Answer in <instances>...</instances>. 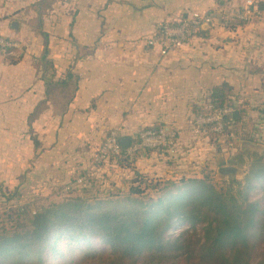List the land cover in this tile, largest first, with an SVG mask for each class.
I'll list each match as a JSON object with an SVG mask.
<instances>
[{
	"label": "crops",
	"instance_id": "1",
	"mask_svg": "<svg viewBox=\"0 0 264 264\" xmlns=\"http://www.w3.org/2000/svg\"><path fill=\"white\" fill-rule=\"evenodd\" d=\"M244 2L0 0V35L20 44L14 55L0 50V124L41 127L33 134L40 148L27 156L44 179L68 174L78 160L89 168L112 129L129 141L144 127L173 130V156L152 152L137 161L159 176L183 175L188 160L207 164L218 155L210 154L206 133L193 130L195 106L223 84L238 103L248 94L264 102V11L233 28L219 19ZM191 11L218 16L165 55L145 46L159 23Z\"/></svg>",
	"mask_w": 264,
	"mask_h": 264
},
{
	"label": "trees",
	"instance_id": "2",
	"mask_svg": "<svg viewBox=\"0 0 264 264\" xmlns=\"http://www.w3.org/2000/svg\"><path fill=\"white\" fill-rule=\"evenodd\" d=\"M257 7L264 11V0L257 1ZM243 22L228 20L226 26L233 28ZM205 31L199 27L190 39ZM144 42L151 48L146 39ZM69 77L67 74L57 83L65 85ZM225 86L212 88L208 101L193 110L198 115L224 106L232 109L224 120L223 132L217 135L221 144L230 124L241 121L239 107L244 105ZM234 105L236 108L231 107ZM33 144L36 148L39 143L33 139ZM177 145L175 134L173 151L144 149L121 156L108 153L103 164H121L152 152L173 156ZM203 167L194 177H161L156 186L159 184L163 192L156 199L131 197L142 192L139 187H130L129 194L116 201L74 196L35 210L23 204L8 206L2 212L4 220L9 221L13 209L16 223L12 227L0 221V264H46L48 255L64 264L82 259L84 264H264V190L261 198H250V193L264 186V162L256 155L243 180L231 179L225 189L216 188L203 176ZM71 181L73 190L82 187ZM13 194L2 195L9 202ZM185 224L187 229L167 235L170 229Z\"/></svg>",
	"mask_w": 264,
	"mask_h": 264
},
{
	"label": "rangeland",
	"instance_id": "3",
	"mask_svg": "<svg viewBox=\"0 0 264 264\" xmlns=\"http://www.w3.org/2000/svg\"><path fill=\"white\" fill-rule=\"evenodd\" d=\"M219 17V19L227 21H236L232 18H225L222 14H219ZM232 94L234 93L232 92ZM244 105H246L244 108L239 107L241 121L230 124L229 129L226 131V136L223 137L225 140L224 144L218 142L217 135L205 129L207 145L210 147L209 152L211 151L210 154L212 153L213 156L218 155L215 159L207 158V160L211 161L210 165H205V163L196 165V159H192L190 162L188 160V163H182L184 169L181 171H185L184 173L182 172L183 176H178L176 180L180 177L197 176L198 171L193 166H204L202 175L207 176L208 180L216 188L225 189L231 179L243 180L249 168V163L256 155L264 162V102L260 104L255 96L252 97L251 94H248L245 97ZM231 107L236 108V105ZM195 116L197 114H194L191 119L193 120ZM5 121L4 124H0V221L6 219L2 212H6L9 209L8 206L15 208L13 205L23 204L22 206H25L26 209L35 210L39 206L59 203L74 196H82L93 201L95 199L116 201L125 198L129 194L130 187H139L141 189V194L130 196L140 197L143 201L149 200V198L156 199L163 192L159 190V184L156 186V183L159 179L165 178V176H159L156 172H149L148 169L150 168L143 167L142 164L137 162L138 158L122 162L121 164L118 161H114L111 164H103V161H107V155L96 159V161L94 158L98 155V150L89 159V168H83L85 163L78 160L68 174L66 173L62 177L57 176L58 178L51 176L48 179H44L42 173L34 172L31 169L32 161L27 156L30 147L31 149L32 146L35 147L33 145V139L35 138L33 134L35 135L37 129L41 127L31 125L13 126L6 124ZM36 136H38L37 133ZM39 148L40 145L36 147V149ZM196 152V150L195 152L193 150V157H195ZM219 154L221 155L220 157ZM240 154L242 156H239ZM136 157H141V155ZM163 158L165 159L164 156ZM58 162H55V164L57 165ZM171 162L174 161L167 160V164L170 166L172 165ZM107 165H110V167ZM224 167H232L236 171L231 175H224L220 171ZM176 172L179 171L176 170ZM72 179L75 184L82 187L77 188L78 190L75 188L73 190ZM235 187L236 185H234ZM263 190L264 186L263 188H257L250 193V198H261ZM9 193L14 194L12 199L7 202L3 195ZM261 202H263V199ZM11 211L13 216L9 221L4 220V222L7 224L5 226L12 225L14 227L16 223L15 211L13 209ZM187 228L188 225L186 224L172 228L167 232V235H175ZM47 257L46 264H64L59 258L51 259L49 255ZM255 259H258V257H254ZM84 262L85 260L82 259L69 264H84Z\"/></svg>",
	"mask_w": 264,
	"mask_h": 264
},
{
	"label": "built area",
	"instance_id": "4",
	"mask_svg": "<svg viewBox=\"0 0 264 264\" xmlns=\"http://www.w3.org/2000/svg\"><path fill=\"white\" fill-rule=\"evenodd\" d=\"M260 15L261 11L255 3L252 0H246L243 6L239 7L228 17L225 16V18L248 21L251 17H259ZM216 16H218L216 13L209 11H193L188 15L177 18L174 22L164 21L158 26L156 32L146 38V44L151 48H157L161 55H165L182 47L185 41L197 32L199 27L210 25ZM0 50L6 55H14L20 50V44L0 35ZM231 112L232 109L230 107L224 106L213 109L209 113L198 114L192 120L193 130L198 133L206 129L208 132L219 135L224 130L225 118ZM121 141L118 129L110 130L99 148L98 155L94 159L103 158L108 153L118 156L133 155L144 149L173 151L175 132L164 127L142 129L135 140L129 141L126 149L122 148Z\"/></svg>",
	"mask_w": 264,
	"mask_h": 264
},
{
	"label": "water",
	"instance_id": "5",
	"mask_svg": "<svg viewBox=\"0 0 264 264\" xmlns=\"http://www.w3.org/2000/svg\"><path fill=\"white\" fill-rule=\"evenodd\" d=\"M128 144H129V140L128 139H123L122 141H121V145H122V148L123 149H126V147L128 146ZM221 173H223L224 175H231L232 173H234L236 170L234 169V168H232V167H224V168H222L221 170Z\"/></svg>",
	"mask_w": 264,
	"mask_h": 264
}]
</instances>
